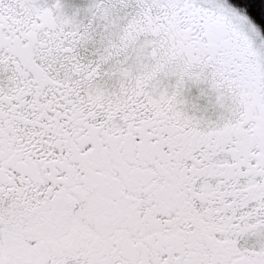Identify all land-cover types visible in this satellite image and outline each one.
<instances>
[{
    "label": "snow or ice",
    "instance_id": "1",
    "mask_svg": "<svg viewBox=\"0 0 264 264\" xmlns=\"http://www.w3.org/2000/svg\"><path fill=\"white\" fill-rule=\"evenodd\" d=\"M0 264H264V7L0 0Z\"/></svg>",
    "mask_w": 264,
    "mask_h": 264
},
{
    "label": "trees",
    "instance_id": "2",
    "mask_svg": "<svg viewBox=\"0 0 264 264\" xmlns=\"http://www.w3.org/2000/svg\"><path fill=\"white\" fill-rule=\"evenodd\" d=\"M232 3L248 7L256 19H260L261 8L264 7V0H231Z\"/></svg>",
    "mask_w": 264,
    "mask_h": 264
}]
</instances>
